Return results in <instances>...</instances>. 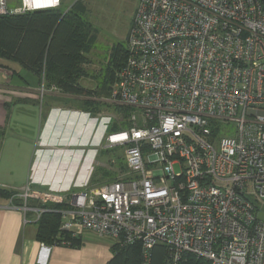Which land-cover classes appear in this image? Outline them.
I'll return each instance as SVG.
<instances>
[{
    "label": "built area",
    "instance_id": "built-area-1",
    "mask_svg": "<svg viewBox=\"0 0 264 264\" xmlns=\"http://www.w3.org/2000/svg\"><path fill=\"white\" fill-rule=\"evenodd\" d=\"M60 6L0 0V15ZM126 45L105 100L139 112L104 147L123 149L127 177L68 197L27 185L20 206L67 203L62 230L140 244L143 264L157 244L168 246L170 264L186 254L264 264L256 212L264 204V2L141 0ZM44 78L42 95L62 92ZM99 118L113 124V116Z\"/></svg>",
    "mask_w": 264,
    "mask_h": 264
},
{
    "label": "crops",
    "instance_id": "crops-1",
    "mask_svg": "<svg viewBox=\"0 0 264 264\" xmlns=\"http://www.w3.org/2000/svg\"><path fill=\"white\" fill-rule=\"evenodd\" d=\"M76 1L61 0L59 8L67 12ZM17 74L0 65V187L13 191L11 198H0V264H107L116 243L112 238L86 230L76 246L41 242L37 221L46 209L39 214L36 208H45L44 204L33 199L25 210L18 195L30 185L68 197L114 181L100 173L113 163L111 158L109 164L102 162L111 128L99 119L112 117L100 113L114 105L105 100L109 93L88 96L48 90L42 95L43 78L38 77L36 84ZM49 83L44 78L46 87L58 86ZM87 100L101 109L95 113L87 109Z\"/></svg>",
    "mask_w": 264,
    "mask_h": 264
},
{
    "label": "trees",
    "instance_id": "trees-1",
    "mask_svg": "<svg viewBox=\"0 0 264 264\" xmlns=\"http://www.w3.org/2000/svg\"><path fill=\"white\" fill-rule=\"evenodd\" d=\"M85 12L83 0H77L67 12L56 8L0 15V65L12 68L15 74L19 72L11 63H19L40 79L44 74L48 82L56 83L67 93L88 96L95 92L108 94L116 70L127 58V45L119 46L115 53L114 51L111 53L106 76L99 84L100 88L92 90L84 86L82 79L91 76L96 83L98 77L84 66L90 61L87 53L91 51L96 40L93 24L84 17ZM85 104L86 108L94 113L101 109L100 105H95L90 100ZM123 106L119 105V109L126 115L129 114L130 108ZM109 128L114 130L116 124L113 123ZM12 195V190L0 187V198H11ZM43 207L46 211L37 221L38 240L51 245H79L81 236L61 229V210L68 205L46 203ZM143 260L140 244L121 246L114 243L113 257L107 264H143ZM149 264H170L168 246L155 245L151 250ZM183 264L211 263L195 255L186 254Z\"/></svg>",
    "mask_w": 264,
    "mask_h": 264
},
{
    "label": "rangeland",
    "instance_id": "rangeland-1",
    "mask_svg": "<svg viewBox=\"0 0 264 264\" xmlns=\"http://www.w3.org/2000/svg\"><path fill=\"white\" fill-rule=\"evenodd\" d=\"M66 1L68 4L74 2V0ZM9 2L12 7H19L22 5V0H9ZM140 2L141 0H83L86 7L84 17L90 20L93 24L94 32L96 33L94 45L92 46L91 51L87 53L90 61L84 65L91 73L97 74L98 77L96 79V84H98V86L96 88H100L99 84L103 82V79L106 76L107 64L111 58V53L113 51L115 53L119 46L125 47ZM11 64L18 70V74L22 77H25L28 81H34V83L38 84V76H36L32 71L23 68L19 63L12 62ZM83 84L87 87H94V89H96L93 77L83 80ZM117 105L118 104L114 103L111 108L109 107L110 109L103 107L102 111L100 110V113H112L113 119L111 122L116 124V128H114V130L109 129L106 132V136L110 132L125 129L133 124L131 116L134 113L138 114L139 112L134 108L129 107L130 112L126 115L119 109V105ZM87 114L89 113L87 112ZM107 156L106 158H103L102 162L109 164L108 160L111 158L113 163L111 162V166L107 169H100V173L108 176L110 179L114 178V181L126 178L128 171L123 158V149L120 147L108 149ZM93 167L95 170L98 169L97 166ZM175 169L178 171L179 165H176ZM256 212L264 219L263 203L256 202Z\"/></svg>",
    "mask_w": 264,
    "mask_h": 264
},
{
    "label": "water",
    "instance_id": "water-1",
    "mask_svg": "<svg viewBox=\"0 0 264 264\" xmlns=\"http://www.w3.org/2000/svg\"><path fill=\"white\" fill-rule=\"evenodd\" d=\"M264 2V0H262Z\"/></svg>",
    "mask_w": 264,
    "mask_h": 264
}]
</instances>
